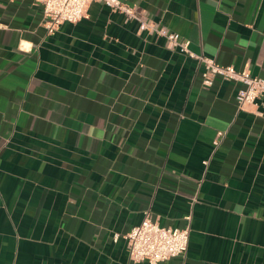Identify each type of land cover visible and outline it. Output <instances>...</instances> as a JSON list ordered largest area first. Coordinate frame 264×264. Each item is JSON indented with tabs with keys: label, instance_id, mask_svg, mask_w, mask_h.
Wrapping results in <instances>:
<instances>
[{
	"label": "crops",
	"instance_id": "obj_1",
	"mask_svg": "<svg viewBox=\"0 0 264 264\" xmlns=\"http://www.w3.org/2000/svg\"><path fill=\"white\" fill-rule=\"evenodd\" d=\"M122 1L135 17L91 1L47 34L35 0H0V264H148L124 238L146 212L189 226L159 264H264V96L238 107L138 30L264 77V0Z\"/></svg>",
	"mask_w": 264,
	"mask_h": 264
},
{
	"label": "built area",
	"instance_id": "obj_2",
	"mask_svg": "<svg viewBox=\"0 0 264 264\" xmlns=\"http://www.w3.org/2000/svg\"><path fill=\"white\" fill-rule=\"evenodd\" d=\"M91 1L101 2L128 18L135 17V9L122 0H35L41 5L43 27L47 34L55 32L64 22L79 21ZM138 22V30L154 31L164 38L168 48H178L186 55L195 58L199 64H203L201 75L204 86L211 85L215 76L239 83L240 87L235 95L238 107L246 103H255L258 98L264 96V77L252 76L247 70H236L231 65H220L212 58L191 52L189 42L177 32L163 26L155 28L153 24L140 18ZM218 135L221 136L222 133L218 132ZM189 218L190 216L185 217L186 220ZM124 238L130 261L159 264L186 252L189 226L187 224L183 227L161 226L151 218L150 212H146L141 222L132 226Z\"/></svg>",
	"mask_w": 264,
	"mask_h": 264
}]
</instances>
